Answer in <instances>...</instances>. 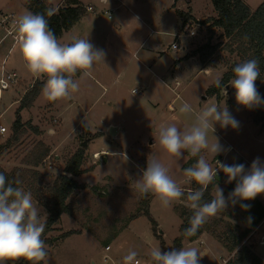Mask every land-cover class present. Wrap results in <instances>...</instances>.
<instances>
[{"label":"rangeland","instance_id":"1","mask_svg":"<svg viewBox=\"0 0 264 264\" xmlns=\"http://www.w3.org/2000/svg\"><path fill=\"white\" fill-rule=\"evenodd\" d=\"M59 1L48 0L53 6ZM80 1L87 12L72 35L88 37L106 56L105 64L94 65L91 77L81 78L79 72L73 77L80 87L70 97L52 101L41 91L30 108L21 110L19 102L37 77L26 67L18 44L8 53L12 38L7 37L0 43V66L16 72L24 80L0 94V124L7 129L0 136V146L11 137L16 114L24 131L18 141L1 152L0 167L8 174L18 173L22 177L21 187L32 193L41 222H45L48 214L43 204L51 197L49 189L63 174L66 161L76 151L83 150L81 169L84 172L73 178L83 188L68 198L67 212L47 235L51 243L46 245L48 255L42 264H123L129 250L137 251L142 264H147L146 252L151 247H160L159 241L152 234L146 217L131 222L130 217L142 209V200L148 203V213L156 223L157 234L169 249L178 237L181 224L178 210L188 204L182 197L170 207H164L153 194L138 193L134 181L142 175L143 166L146 168L148 157L153 154L169 167L172 178L188 192L193 181L185 177L183 169L193 166L198 159L187 152L179 161L169 157L156 143L154 127L173 123L180 128L190 126L194 116L188 118L179 112L185 101L196 111L213 102L220 107L226 105L239 127L221 128L216 124L213 135L219 138L226 153L214 158L204 150L201 155L214 168L218 160L229 165L243 164L247 170L256 158L264 162V105L248 109L237 104L235 90L229 83L227 89L220 91L218 100L207 95V90L215 85L218 77H223L232 62L240 61L237 54L222 48L212 57L211 67H203L197 56L192 59L195 50L209 37L204 23L217 16L210 0ZM27 2L0 0V9L19 16L27 11ZM243 2L254 11L264 0ZM180 14L189 18L184 25ZM187 30H193L194 37L181 36L178 50L171 48L176 36ZM3 34L0 30V37ZM68 38L63 35L60 39L67 42ZM211 44L226 45L219 29H213ZM40 79L42 77L37 78ZM256 87L259 93L264 91V81ZM111 127L115 128L114 133L110 132ZM49 129H54L55 135H49ZM209 140L212 142L211 133ZM37 144L49 150L44 160L50 169L42 162L37 168L26 165ZM215 182L223 189L225 198L236 185V181L228 183L222 171L217 172ZM215 182L211 184L212 196ZM242 204L249 206L247 210ZM249 209H252L251 216L264 210V194L248 200V204L242 201L235 206L229 204L225 211L210 217L206 222L207 230L202 234L208 237H200L206 241L204 246L183 242L182 247L207 249L200 264H225L232 255L212 234L227 229H248L246 213ZM250 230L245 243L264 260V246L259 244L264 235V223L258 233ZM106 247H109L107 252ZM3 264L13 262L6 260Z\"/></svg>","mask_w":264,"mask_h":264},{"label":"clouds","instance_id":"2","mask_svg":"<svg viewBox=\"0 0 264 264\" xmlns=\"http://www.w3.org/2000/svg\"><path fill=\"white\" fill-rule=\"evenodd\" d=\"M108 3V0H103ZM57 9L49 8L46 15L51 17ZM18 33V47L28 70L37 78L46 77L42 94L49 100L56 101L70 97L79 90V83L73 77L79 72L81 78L91 77L94 65L104 63L106 53L94 47L87 38L71 36L63 42L49 27L44 14L24 12L14 20ZM244 39H248L247 36ZM233 79L229 82L235 90L237 104L252 109L264 105V99L256 87L260 78L259 61L255 58L237 63L233 68ZM217 88H222V77L215 81ZM179 112L188 118L194 116V122L183 128L176 124L154 127L153 136L156 143L177 161L184 159L187 152L198 157L195 164L184 168L185 177L195 181L200 187L184 189L172 178L170 169L158 157L151 154L142 175L134 181L135 189L141 195L153 194L161 205L170 207L173 202L186 198L193 210L189 227L184 229L185 237H192L210 217L225 211L229 204L235 206L238 201L254 200L264 194V162L259 158L253 160L247 170L243 164H226L218 160L214 168L201 152L206 150L214 158L226 153L219 138L214 136L215 125L221 128L237 129L239 122L231 115L226 105L220 107L215 102L196 111L191 104L183 102ZM212 134V142L209 140ZM55 135L54 129L48 130ZM114 156L121 155L110 153ZM127 160V157H126ZM227 176V182L236 181L234 190L225 198L223 189L216 184L217 172ZM215 182V194L210 201L202 202L208 186ZM22 181H9L0 172V264L6 260L23 258L29 264H40L48 255L46 244L42 239L45 223L41 222L40 210L33 202L32 193L20 185ZM247 210L248 205H241ZM146 255L147 264H200L205 255L195 247H181L168 252H161L158 246L151 247ZM139 253L129 250L123 257V264H142Z\"/></svg>","mask_w":264,"mask_h":264},{"label":"trees","instance_id":"3","mask_svg":"<svg viewBox=\"0 0 264 264\" xmlns=\"http://www.w3.org/2000/svg\"><path fill=\"white\" fill-rule=\"evenodd\" d=\"M178 0H175V2ZM213 10L216 13V18L211 19L209 23H204L207 27L209 37L206 43L198 47L192 54V57L198 58L203 67H211L212 57L217 51L222 48L229 53H235L239 56V62H232L227 72L222 77V88H217L215 85L211 86L207 90V95L219 99V94L222 89H227L229 81L234 77L232 68L237 64L247 59L255 58L259 61L260 78L255 82L257 85L264 81V3H261L254 11H251L243 2V0H210ZM28 12L44 14L48 20L49 27L54 31L58 38H61L64 33L68 32L73 26L80 22V20L86 15L87 9L83 7L77 0H64V4L57 8V11L51 17L46 15V11L51 6H46L40 0H28L26 4ZM182 24L186 23L189 18L180 14ZM213 29H219L222 32L223 39L226 41V45H213L211 40L213 37ZM247 36L248 39H244ZM46 77L40 80H36L30 89L21 98L19 104L20 109H28L32 103L42 91V86L45 83ZM261 98L264 99V91L260 92ZM261 111L260 109H258ZM264 117V112H262ZM23 124L20 121L19 115L16 114V119L12 124V135L6 140V143L0 146V154L3 150L10 147L12 142L18 141V138L24 133L22 131ZM49 150L42 144H37L30 153V157L26 163L27 166L37 168L38 165L48 156ZM84 159L83 150L76 151L65 163L63 174L56 179L52 187L49 189L51 197L44 201V207L46 208L48 217L45 223V230L42 234V239L45 244L51 243V240L47 238V235L54 229V226L58 223L62 214L67 212L68 205L66 201L76 190L82 189V185L77 184L73 178H77L83 174L81 169ZM145 169V167L143 166ZM0 172H3L9 181L19 179L22 177L18 174L11 175L6 173L1 167ZM35 174V173H34ZM21 187L20 185H14ZM200 186L193 181L192 189H197ZM212 185L208 186L205 191L202 202L210 201L213 196L211 195ZM187 193V191H185ZM182 200V199H180ZM182 201L186 202V198ZM248 204V201H242ZM187 203V202H186ZM142 209L136 214L130 217L129 221H133L141 216L146 217L151 224L152 234L159 241V246L162 252H168L182 247L183 242L192 243L198 240L202 234L207 230L206 223L199 229L197 234L192 237H185L183 235L184 229L189 227V219L193 214V210L189 206H181L178 210V216L181 220V224L178 229V237L173 241L172 247L165 248V244L160 235L157 234L156 223L150 218L148 213V203L144 200L141 201ZM188 204V203H187ZM258 204V203H257ZM247 212L249 216L247 221L248 229L234 230L227 229L225 232L218 234H212L221 246L231 254L232 256L225 262V264H264L258 255L255 254L253 248L244 243L245 239L249 236L251 230L255 228L262 219H264V210L254 213L253 216ZM68 236V235H66ZM13 264H29L28 261L23 258L11 260ZM42 264V262H40Z\"/></svg>","mask_w":264,"mask_h":264},{"label":"built area","instance_id":"4","mask_svg":"<svg viewBox=\"0 0 264 264\" xmlns=\"http://www.w3.org/2000/svg\"><path fill=\"white\" fill-rule=\"evenodd\" d=\"M17 17L18 15L13 12L7 13L0 10V30L4 31V34L1 37L0 42L5 38L10 37L13 39L12 47L18 44L17 43L18 37L14 35L15 31H17L14 25V20ZM194 35L195 33L193 30H187L185 34L176 36V40L171 44V48H175L174 50L178 48V40L181 38V36L184 38H193ZM36 80L37 78L32 81V85ZM19 82H20V78L18 77L16 72L7 71L3 65L0 66V93L9 90L11 86L18 84ZM6 131H7L6 127L0 124V136H3L6 133ZM42 165L47 166V160H43ZM47 167L49 169L51 168L50 165H48ZM261 223H264V220H262ZM105 251L106 252L109 251V247H106ZM106 260L107 259L104 258V261Z\"/></svg>","mask_w":264,"mask_h":264},{"label":"crops","instance_id":"5","mask_svg":"<svg viewBox=\"0 0 264 264\" xmlns=\"http://www.w3.org/2000/svg\"><path fill=\"white\" fill-rule=\"evenodd\" d=\"M42 3H44L46 6H51L52 8H55V9H57V8H59V7H61L63 4H64V0H60L55 6H53V4H51L50 2H48V0H40ZM83 7H85L82 3H81V1L80 0H77ZM102 2H103V0H101ZM1 10V9H0ZM2 11V10H1ZM79 24H80V22L79 23H77L75 26H73L68 32H66V33H64L63 35H68L69 37H71V36H73L72 34H73V30L77 27V26H79ZM111 29H112V31L114 32V33H116V34H118V31L114 28V27H111ZM15 33H16V35H15ZM15 33H14V35L16 36V37H18V33H17V31H15ZM3 36V35H2ZM1 36V37H2ZM1 37H0V39H1ZM6 39V38H5ZM5 39H3L1 42H3ZM0 42V43H1ZM12 49V45H11V47H10V49L8 50V53L10 52V50ZM178 49H176V51H177ZM192 59H194V57H192ZM43 78V77H42ZM20 83L19 84H21L24 80L22 79V78H20ZM31 86H32V83L31 84H29L28 85V88L30 89L31 88ZM25 92H26V90H25ZM1 94V93H0ZM25 94V93H24ZM262 220H264V219H262ZM262 220L260 221V223L255 227V228H253L254 229V233L253 234H255V233H258L259 232V230H260V228H261V226H262ZM249 235H251V232H250V234ZM203 237H208V236H201V238H203ZM252 237V236H251ZM198 239V240H196V241H194V243H198V244H200L201 246H204V244H205V242L206 241H204V239ZM248 239H249V236H248ZM246 242V240L244 241V243ZM193 243V242H192ZM260 245H262V246H264V235H261V237H260V243H259ZM201 251H205V254L208 252L207 251V249H202Z\"/></svg>","mask_w":264,"mask_h":264},{"label":"water","instance_id":"6","mask_svg":"<svg viewBox=\"0 0 264 264\" xmlns=\"http://www.w3.org/2000/svg\"><path fill=\"white\" fill-rule=\"evenodd\" d=\"M110 132H111V133H114V132H115V128H114V127H111V128H110ZM82 147H85V144H83Z\"/></svg>","mask_w":264,"mask_h":264}]
</instances>
